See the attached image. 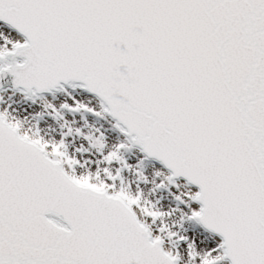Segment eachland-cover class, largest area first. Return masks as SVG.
Returning a JSON list of instances; mask_svg holds the SVG:
<instances>
[{
  "label": "snow or ice",
  "instance_id": "obj_1",
  "mask_svg": "<svg viewBox=\"0 0 264 264\" xmlns=\"http://www.w3.org/2000/svg\"><path fill=\"white\" fill-rule=\"evenodd\" d=\"M0 264H264V0H0Z\"/></svg>",
  "mask_w": 264,
  "mask_h": 264
}]
</instances>
